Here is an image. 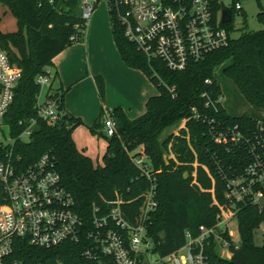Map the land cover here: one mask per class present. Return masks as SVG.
Wrapping results in <instances>:
<instances>
[{
    "label": "trees",
    "instance_id": "obj_1",
    "mask_svg": "<svg viewBox=\"0 0 264 264\" xmlns=\"http://www.w3.org/2000/svg\"><path fill=\"white\" fill-rule=\"evenodd\" d=\"M0 3L13 12L19 26L16 32L9 33L0 27V47L23 72L5 120L12 136L16 137L25 128L20 124L21 120L37 119L29 141H16L15 163L28 167L49 154L55 160L64 185L88 220L93 203L121 199L124 214L135 222L144 203L141 195L150 186L148 177L134 161V157L144 152L150 168L156 172L158 185L159 206L152 214L148 229L155 243L154 251L167 256L185 245L187 230L197 235L202 226L216 225L219 207L214 198L220 203H232L226 196L227 179L245 170L248 147L245 143L216 142L211 124L195 119L194 109L203 114H214L205 108L202 94L208 88L224 92L219 79H230L254 107L255 113L234 115L225 104L217 116L225 119L226 126L239 124L244 134L251 135L256 126L255 119L264 112V28L234 38L233 20L225 23L223 26L230 34L227 46L201 61L190 63L184 71H172L163 62L149 61L140 53L126 39L124 28L111 12L114 39L123 60L129 67L143 71L157 87L158 94L148 100L146 112L136 119H130L121 107L114 108L117 132L113 136L106 135L103 123L90 127L108 142L100 162L81 151L73 139L74 130L83 124V120L65 112V91L60 97L64 114L56 124L38 119L36 109L41 92L38 75L53 65L57 55L86 34L79 0H57L55 3L0 0ZM259 5L258 19L264 25V8ZM215 8L219 12L220 1L216 2ZM241 12L243 10H234L233 19ZM73 36L79 39L73 41ZM217 67H221L220 78L216 75ZM207 79H212L213 83L207 84ZM96 82L104 98L105 80L96 76ZM185 119L186 127L175 134ZM195 162L200 164L196 179L193 177ZM186 172L190 175L186 176ZM213 187L215 194L211 191ZM234 206L242 237L240 247L230 259L220 257L213 250L215 261L218 264H264V243L258 245L255 242V231L264 225V204L238 203ZM17 243L15 257L26 264H101L99 260L85 256L84 241L68 242L51 249L32 247L26 239H18Z\"/></svg>",
    "mask_w": 264,
    "mask_h": 264
},
{
    "label": "built area",
    "instance_id": "obj_2",
    "mask_svg": "<svg viewBox=\"0 0 264 264\" xmlns=\"http://www.w3.org/2000/svg\"><path fill=\"white\" fill-rule=\"evenodd\" d=\"M55 3L57 0H48ZM109 11L124 28L126 39L149 61L159 60L172 71H184L192 62H198L210 53L229 44L230 34L222 23V3L233 10L242 11V0H106ZM221 2L219 12L216 2ZM81 18L88 28L100 0H79ZM87 31V30H86ZM73 41L79 39L71 37ZM22 69L0 47V126L6 123V115L14 102L15 90L22 78ZM160 78V75L155 72ZM56 72L47 67L38 75L41 92L37 101L38 119L50 125L63 116L61 92L55 86ZM212 84V79L206 80ZM173 92L174 88H170ZM205 108L214 114H203L194 109L193 117L211 124L216 142L248 147V163L245 170L227 179L226 196L233 205L238 203L264 204V112L255 119L251 135L244 134L240 125L226 126L218 112L226 103L222 90L208 88L203 94ZM106 135L117 132L113 108L103 111ZM183 120L181 127H186ZM7 124V123H6ZM25 128L14 143L4 144L0 138V264H26L15 257L18 239H26L32 247L51 249L72 242H86L85 256L99 260L101 264H218L213 250L234 255L240 247L229 233V223L236 218V210L226 216H218L214 226H202L194 235L186 231L185 245L167 256L154 251L155 243L148 229L152 214L159 202L156 198V172L150 168L144 152L134 157L149 179L140 215L135 222L122 210L123 200L103 199V204L93 203L88 220L70 190L64 185L55 160L49 154L21 167L15 163L14 145L18 139L31 136L37 124L36 118L20 122ZM181 128V129H182ZM179 133V132H178ZM237 219V218H236ZM188 255H181L182 249ZM105 261V262H104Z\"/></svg>",
    "mask_w": 264,
    "mask_h": 264
},
{
    "label": "crops",
    "instance_id": "obj_3",
    "mask_svg": "<svg viewBox=\"0 0 264 264\" xmlns=\"http://www.w3.org/2000/svg\"><path fill=\"white\" fill-rule=\"evenodd\" d=\"M50 68L57 72L56 87L65 91V112L83 120L74 130L73 139L81 151L96 161H101V157L93 156L89 146L80 140L82 132L88 134L90 127L98 124L105 108L121 107L130 119H136L146 112L148 100L158 94L157 87L143 71L125 63L110 18L100 12L92 17L85 36L57 55ZM96 76L105 80L104 98L99 93ZM107 147L108 142L103 156Z\"/></svg>",
    "mask_w": 264,
    "mask_h": 264
},
{
    "label": "rangeland",
    "instance_id": "obj_4",
    "mask_svg": "<svg viewBox=\"0 0 264 264\" xmlns=\"http://www.w3.org/2000/svg\"><path fill=\"white\" fill-rule=\"evenodd\" d=\"M261 4L264 8V0H242L243 5V12L237 13L233 19V26L234 31L232 32V36L234 38L240 37L244 32H258L261 31L264 28V25L259 21L258 19V13L261 11L260 5ZM108 2L106 0H100L98 5L96 6L94 15L97 13L104 14L106 18H110L112 29L113 27V20L109 11ZM0 27L2 31L4 32H16L19 29L18 26V20L13 14V12L5 5L0 3ZM85 36V35H84ZM222 67V65H221ZM221 67H217L216 69V75L220 78V70ZM220 83L224 89L225 95H226V107L232 112L234 115H240L245 112L248 113H255L254 107L249 104L245 98V96L241 93V91L236 87V85L233 83L230 79L220 78ZM57 83H55V86ZM226 89V90H225ZM61 93L64 90L58 89ZM104 120V118H103ZM97 124L92 125L93 127ZM103 125V124H102ZM103 127V126H102ZM180 128H177L175 130V134H178L181 130ZM101 130V126H99V131ZM104 130V127H103ZM85 130L80 135V140L85 142L89 148L90 152H92L93 156L95 157H101V161H103V152H104V145L107 142V139L100 134L94 133L90 131L88 134H84ZM78 130H76L75 134L77 135ZM0 138L4 142V144H12L14 143V138L11 134V129L9 124H4L0 126ZM30 136H26L23 138L24 141H29ZM171 158L174 157L173 154L170 155ZM170 157H167V160H169ZM200 164L195 162L193 166L195 167V171L193 172V177L196 179L197 177V168ZM204 168V166H202ZM189 172H186V176H189ZM213 183H215V180L213 179ZM212 193L215 194L214 187L211 189ZM215 197V196H214ZM214 201L216 205L219 207V213L218 216L222 215L223 217L231 214L235 211V206L231 203H220L219 200L214 198ZM235 232V237L232 238V240L235 243L241 242V233L239 231L238 227V220L236 218L232 219L229 223V233ZM255 242L258 245H262L264 243V225H262L259 229L255 231ZM189 250L188 249H182L180 252L181 255H188ZM223 258L230 259L231 256L228 254L223 253Z\"/></svg>",
    "mask_w": 264,
    "mask_h": 264
},
{
    "label": "water",
    "instance_id": "obj_5",
    "mask_svg": "<svg viewBox=\"0 0 264 264\" xmlns=\"http://www.w3.org/2000/svg\"><path fill=\"white\" fill-rule=\"evenodd\" d=\"M232 20H233V10L225 3H222V23L224 24L230 23ZM98 124H101V120L98 121Z\"/></svg>",
    "mask_w": 264,
    "mask_h": 264
}]
</instances>
